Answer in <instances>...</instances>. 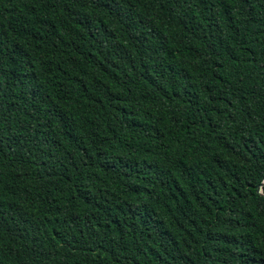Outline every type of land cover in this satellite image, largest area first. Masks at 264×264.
I'll use <instances>...</instances> for the list:
<instances>
[{"label":"trees","instance_id":"16d2710c","mask_svg":"<svg viewBox=\"0 0 264 264\" xmlns=\"http://www.w3.org/2000/svg\"><path fill=\"white\" fill-rule=\"evenodd\" d=\"M264 0H0V264H264Z\"/></svg>","mask_w":264,"mask_h":264},{"label":"water","instance_id":"95a60500","mask_svg":"<svg viewBox=\"0 0 264 264\" xmlns=\"http://www.w3.org/2000/svg\"><path fill=\"white\" fill-rule=\"evenodd\" d=\"M264 185V178L261 180V183H260V185L258 186V191L260 192V193H263V191H262V186Z\"/></svg>","mask_w":264,"mask_h":264}]
</instances>
